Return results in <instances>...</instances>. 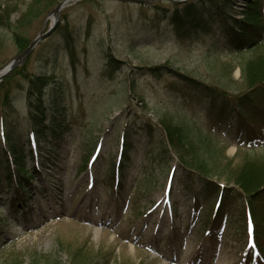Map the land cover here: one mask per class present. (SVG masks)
I'll return each mask as SVG.
<instances>
[{
    "label": "rangeland",
    "instance_id": "374dc122",
    "mask_svg": "<svg viewBox=\"0 0 264 264\" xmlns=\"http://www.w3.org/2000/svg\"><path fill=\"white\" fill-rule=\"evenodd\" d=\"M59 1L0 0L10 22L0 23V68L18 54L12 28L30 39L46 31ZM92 1L68 0L47 34L65 20L74 41L66 45L59 37L48 47L45 35L22 61L45 78L49 118L68 127L51 144L56 125L46 122L29 146L32 107L25 92L13 93V125L33 177L22 203L11 200L13 181L0 185V264H249L243 206L224 213L222 233L212 234L214 212L207 211L218 196H206L179 157L204 159L203 167L223 183L244 160L264 158V134L254 131L247 144L231 129L212 130L205 102L182 95L181 88L187 76L240 95L251 74L262 75L255 67L249 71L264 55V41L233 51L226 32L195 41L182 34L211 13L213 0L180 22L172 20L173 11L190 0ZM243 3L235 0L229 23L243 15ZM42 50L51 52L48 61L38 58ZM184 129L195 143L191 139L177 154L168 131ZM125 137L134 148L120 154Z\"/></svg>",
    "mask_w": 264,
    "mask_h": 264
},
{
    "label": "trees",
    "instance_id": "16d2710c",
    "mask_svg": "<svg viewBox=\"0 0 264 264\" xmlns=\"http://www.w3.org/2000/svg\"><path fill=\"white\" fill-rule=\"evenodd\" d=\"M90 1L93 2L92 0ZM204 1L190 0L182 4L180 8L174 9L175 11L173 12L175 14L172 15V20L176 21L178 19V22H180L184 17H192L195 14L196 6L203 4ZM213 1L215 4L211 13L205 18L194 19L192 24L190 22L189 26L183 28L182 34L193 35L190 37L195 41V39L214 34L217 28H222L227 33L226 42L230 43V48L233 51L247 50L252 45L260 44V42L264 41L262 37L264 33V0H244L245 11L243 15L240 18H234L231 23L227 19L231 14L230 9L234 5L235 0ZM158 9L161 11L163 7H158ZM7 11L5 7L0 5V23L10 26L8 15H4ZM178 12H184L186 15L180 17ZM86 22V25L89 26L91 19L88 18ZM53 29V32L47 35L48 39L52 40L51 44L50 40L46 43L48 47H53L55 39L59 37L66 42V45L74 41V31L70 29V24L67 21L64 20L63 25L58 24ZM12 32L13 41L18 49L17 53H19L31 43L32 39L26 37L24 31H17L16 28H12ZM54 35L57 36L54 37ZM43 50L38 58L42 56L41 61H48V56L51 52L45 54ZM72 52L73 50H71V54ZM71 54L70 59L72 61ZM258 58L259 62L253 63L254 65L250 68L249 74L255 67L262 71V75L260 78H256L257 76L255 77L251 74L250 78L246 80L247 91L240 95H231L224 89L206 86L201 81H196L187 76L183 77L185 83H183L181 88L182 95L189 98L194 97L205 102L206 118L212 129L224 127L231 129L237 139L241 140L244 137L246 143L254 140L250 137L254 131H257L261 136L264 134V59H261L264 58V55ZM110 64L113 69H117L111 61ZM111 71L114 70L105 69L104 74H108ZM44 79L43 76L32 73L28 69V61H24L22 65L12 69L0 83V136L1 140L5 141L4 146L0 147V185H6L8 184L7 182L13 181L16 185L13 193L14 199H19L20 203L25 199L22 197L25 195L22 189H24L25 185H28L31 175L25 170L24 160L26 155L22 150L23 145L18 144L19 135L16 134L17 129L13 125V93L18 91L25 92L27 105L32 107L29 110V117L31 118L30 134L36 136L41 134L45 128V123L50 122L53 126L56 125V130H52L53 141H49L53 144L61 138L62 130L68 127L60 121L54 124L55 122L47 115V107L43 105L42 99V89L45 86ZM184 130L185 134L182 131L180 134L175 132L171 134L168 131V135H172L169 143L177 154L181 153L180 150L187 149L186 146L189 143L192 144L191 133L187 132L186 129ZM129 141L131 140L125 137L123 146L133 147ZM179 158L182 160L180 164L184 166L185 174L193 176L199 181L201 190L206 196H218L217 203L214 204L215 207L213 206L215 211L211 219V232L220 231L226 218L224 213L231 212L233 214V212L238 210L239 203L243 206L241 217L245 218V213L252 217L255 226L252 236L254 237V246L248 249V263L262 264L264 261V158L244 160L238 168H233V171H231L232 177L230 179L227 178L223 183L218 178H214L213 175L215 174L210 173V169L203 167L204 159L192 158L194 161L192 162L191 158L187 160L183 155H180ZM184 182L187 183L186 180ZM18 192L22 194L21 197H19ZM196 201H198L197 198ZM208 211H213V208Z\"/></svg>",
    "mask_w": 264,
    "mask_h": 264
},
{
    "label": "water",
    "instance_id": "95a60500",
    "mask_svg": "<svg viewBox=\"0 0 264 264\" xmlns=\"http://www.w3.org/2000/svg\"><path fill=\"white\" fill-rule=\"evenodd\" d=\"M68 0H61L59 1L52 9L51 11V17H52V22L49 24L47 27L46 31L42 30L32 38V42L22 50V52H19V54L15 55L13 58H11L10 61H8L5 65L1 66L0 68V80L2 77H4L7 73H9L13 68L17 67L18 65L22 64V61L31 53L33 47L43 38V36L47 35L51 30L54 25V23L58 19V14L63 8V5L67 2ZM125 2H134V3H142L146 2L147 0H121Z\"/></svg>",
    "mask_w": 264,
    "mask_h": 264
},
{
    "label": "bare ground",
    "instance_id": "6f19581e",
    "mask_svg": "<svg viewBox=\"0 0 264 264\" xmlns=\"http://www.w3.org/2000/svg\"><path fill=\"white\" fill-rule=\"evenodd\" d=\"M101 233V232H100Z\"/></svg>",
    "mask_w": 264,
    "mask_h": 264
}]
</instances>
